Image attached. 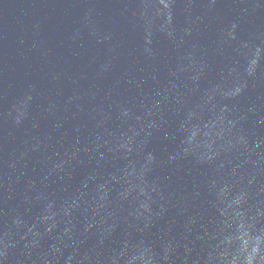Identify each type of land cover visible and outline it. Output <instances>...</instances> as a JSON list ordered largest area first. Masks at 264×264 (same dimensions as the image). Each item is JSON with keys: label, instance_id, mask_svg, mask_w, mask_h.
Listing matches in <instances>:
<instances>
[{"label": "water", "instance_id": "obj_1", "mask_svg": "<svg viewBox=\"0 0 264 264\" xmlns=\"http://www.w3.org/2000/svg\"><path fill=\"white\" fill-rule=\"evenodd\" d=\"M0 264H264V0H0Z\"/></svg>", "mask_w": 264, "mask_h": 264}]
</instances>
